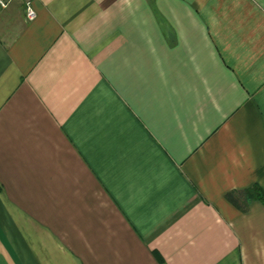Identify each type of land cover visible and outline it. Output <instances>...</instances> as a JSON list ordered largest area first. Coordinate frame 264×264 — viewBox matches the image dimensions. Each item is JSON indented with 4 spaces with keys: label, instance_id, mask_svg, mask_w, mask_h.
Segmentation results:
<instances>
[{
    "label": "crops",
    "instance_id": "0c3cea01",
    "mask_svg": "<svg viewBox=\"0 0 264 264\" xmlns=\"http://www.w3.org/2000/svg\"><path fill=\"white\" fill-rule=\"evenodd\" d=\"M0 7V264H264V0Z\"/></svg>",
    "mask_w": 264,
    "mask_h": 264
},
{
    "label": "built area",
    "instance_id": "2783aa9c",
    "mask_svg": "<svg viewBox=\"0 0 264 264\" xmlns=\"http://www.w3.org/2000/svg\"><path fill=\"white\" fill-rule=\"evenodd\" d=\"M10 0H0V7H6ZM24 12L27 20H33L36 16L35 10L31 4V0H24Z\"/></svg>",
    "mask_w": 264,
    "mask_h": 264
}]
</instances>
